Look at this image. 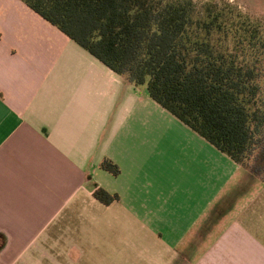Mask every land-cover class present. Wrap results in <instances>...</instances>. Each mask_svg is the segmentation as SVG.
I'll return each mask as SVG.
<instances>
[{
	"label": "crops",
	"instance_id": "1",
	"mask_svg": "<svg viewBox=\"0 0 264 264\" xmlns=\"http://www.w3.org/2000/svg\"><path fill=\"white\" fill-rule=\"evenodd\" d=\"M0 264H264V178L0 0Z\"/></svg>",
	"mask_w": 264,
	"mask_h": 264
},
{
	"label": "trees",
	"instance_id": "2",
	"mask_svg": "<svg viewBox=\"0 0 264 264\" xmlns=\"http://www.w3.org/2000/svg\"><path fill=\"white\" fill-rule=\"evenodd\" d=\"M20 1L264 178L263 19L224 0ZM100 167L118 173L107 158ZM93 196L116 197L102 188Z\"/></svg>",
	"mask_w": 264,
	"mask_h": 264
},
{
	"label": "rangeland",
	"instance_id": "3",
	"mask_svg": "<svg viewBox=\"0 0 264 264\" xmlns=\"http://www.w3.org/2000/svg\"><path fill=\"white\" fill-rule=\"evenodd\" d=\"M195 2L204 0H193ZM221 1V0H215ZM223 1V0H222ZM230 4H236L242 11L250 16L259 17L264 20V0H224Z\"/></svg>",
	"mask_w": 264,
	"mask_h": 264
}]
</instances>
